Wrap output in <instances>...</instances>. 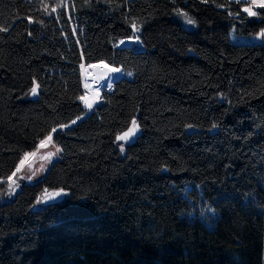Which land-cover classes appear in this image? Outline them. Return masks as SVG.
I'll return each mask as SVG.
<instances>
[{
	"label": "trees",
	"instance_id": "1",
	"mask_svg": "<svg viewBox=\"0 0 264 264\" xmlns=\"http://www.w3.org/2000/svg\"><path fill=\"white\" fill-rule=\"evenodd\" d=\"M0 29V180L48 136L60 149L13 198L0 183V264H264V42L230 38L264 30V8L0 0ZM99 62L127 76L112 67L88 111L82 70ZM46 189L69 196L34 210Z\"/></svg>",
	"mask_w": 264,
	"mask_h": 264
},
{
	"label": "rangeland",
	"instance_id": "2",
	"mask_svg": "<svg viewBox=\"0 0 264 264\" xmlns=\"http://www.w3.org/2000/svg\"><path fill=\"white\" fill-rule=\"evenodd\" d=\"M67 2V1H66ZM252 10V8H251ZM188 17L184 15H180L176 18L178 22L183 24L185 27L189 29H197L198 25L197 23L190 18L193 23L189 24L187 22ZM261 33H264V30L259 31L256 34L253 35H247V36H240L237 35L235 30L231 31L230 38L233 43L236 44H247V43H262L264 42V36L261 35ZM123 43L120 42V46H135L139 45L140 42L137 40V38L132 39H125L122 40ZM100 63V62H99ZM98 64V63H96ZM106 64V62H105ZM108 64V63H107ZM92 65L84 66L83 67V79H84V87H85V94L83 96L82 102L83 105L87 108L88 111H91L99 102L102 97V94L106 90H112L114 88V85H111L110 87H105L100 90L91 91V86L88 81L89 76V70ZM109 66L112 68L120 69L122 71V79L123 77L127 76L123 72V68L121 67H115L109 64ZM114 68H112L114 70ZM115 79V74L112 77V80L109 84L113 82ZM95 93V94H94ZM34 96V94H32ZM90 105V106H89ZM136 124L138 127L133 128L132 132L129 133L128 137L126 139H120L118 140V136H122L125 132L129 130V128H132V124L130 126L119 132L116 136V141L120 147V152L122 155L126 154L127 146L134 142L137 137L141 134V127L138 122V119L135 118ZM45 143L43 145L39 144V148L35 153L34 156L30 155L27 159L23 158V164L20 163L19 165V171L15 172V175L11 177V179L8 180H0V183H6V184H13L12 192H4L1 197V201L11 199L15 196V190L18 189L17 187L33 184L40 180L46 171L49 169L50 165L53 163L54 156L56 155L57 148L53 143H51V139L44 140ZM123 149V150H121ZM69 196V191L65 189H46L44 190L38 197L36 207H44L49 203L52 202H58L66 199Z\"/></svg>",
	"mask_w": 264,
	"mask_h": 264
},
{
	"label": "bare ground",
	"instance_id": "3",
	"mask_svg": "<svg viewBox=\"0 0 264 264\" xmlns=\"http://www.w3.org/2000/svg\"><path fill=\"white\" fill-rule=\"evenodd\" d=\"M113 75L114 70L108 64L104 62L93 64L89 70V76H87L91 91L100 90L106 85H110Z\"/></svg>",
	"mask_w": 264,
	"mask_h": 264
},
{
	"label": "snow or ice",
	"instance_id": "4",
	"mask_svg": "<svg viewBox=\"0 0 264 264\" xmlns=\"http://www.w3.org/2000/svg\"><path fill=\"white\" fill-rule=\"evenodd\" d=\"M246 2H247V0H246ZM252 4L253 5H256L258 7L264 8V0H252ZM53 11H55V9H53ZM244 11L245 12H248V14L249 15H252V16L257 15V13L254 12V11H252L250 7L249 8H245ZM187 22L189 24L193 23V21L190 18L187 19ZM0 30H4V29H0ZM261 35L264 36V33H261ZM121 43H123V41H121ZM129 75H131V74L129 73ZM37 87H38V85H37ZM106 87H110V85H106ZM31 91H32V94L35 95L36 94V87L32 88ZM81 99H83V97H81ZM73 123H75V121H73ZM131 124H132V128H129V130L127 132H125L122 136H118L117 137L118 140H120V139H126L128 137V135H129V133L132 132L133 128L138 127L137 124H136L135 119H133L131 121ZM51 131L52 132H55L56 129L53 128ZM46 139L50 140L51 139V136H48ZM44 143H45V141H43V140L40 142L41 145H43ZM121 150H123V149H121ZM57 151H60V149L57 148ZM30 155L34 156L35 153H26L24 159H27ZM23 162L24 161L21 160L20 163L23 164ZM17 171H19V168H17ZM13 175H15V173H13ZM9 179H11V178H9Z\"/></svg>",
	"mask_w": 264,
	"mask_h": 264
},
{
	"label": "water",
	"instance_id": "5",
	"mask_svg": "<svg viewBox=\"0 0 264 264\" xmlns=\"http://www.w3.org/2000/svg\"><path fill=\"white\" fill-rule=\"evenodd\" d=\"M104 63H105V62H104ZM123 72H124V71H123ZM121 79H122V77H120L116 82H118V81L121 80ZM116 82H115V83H116ZM79 121H81V119H80ZM79 121H78V122H79ZM36 209H37V207L35 206V207H34V210H36Z\"/></svg>",
	"mask_w": 264,
	"mask_h": 264
},
{
	"label": "crops",
	"instance_id": "6",
	"mask_svg": "<svg viewBox=\"0 0 264 264\" xmlns=\"http://www.w3.org/2000/svg\"><path fill=\"white\" fill-rule=\"evenodd\" d=\"M252 1V0H251Z\"/></svg>",
	"mask_w": 264,
	"mask_h": 264
}]
</instances>
